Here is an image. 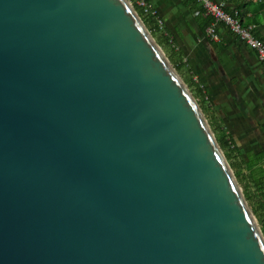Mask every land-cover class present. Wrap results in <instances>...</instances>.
<instances>
[{
    "label": "water",
    "instance_id": "water-1",
    "mask_svg": "<svg viewBox=\"0 0 264 264\" xmlns=\"http://www.w3.org/2000/svg\"><path fill=\"white\" fill-rule=\"evenodd\" d=\"M0 264H264L202 108L129 0H0Z\"/></svg>",
    "mask_w": 264,
    "mask_h": 264
},
{
    "label": "crops",
    "instance_id": "crops-1",
    "mask_svg": "<svg viewBox=\"0 0 264 264\" xmlns=\"http://www.w3.org/2000/svg\"><path fill=\"white\" fill-rule=\"evenodd\" d=\"M147 1L173 43L165 48L168 57L178 64L181 56L182 75L207 95L209 121L225 129L243 155L263 154L264 66L256 54L223 25L220 41L213 42L207 35L212 19L196 0ZM229 6L240 9L243 24L254 25L264 42V0H232Z\"/></svg>",
    "mask_w": 264,
    "mask_h": 264
},
{
    "label": "trees",
    "instance_id": "trees-1",
    "mask_svg": "<svg viewBox=\"0 0 264 264\" xmlns=\"http://www.w3.org/2000/svg\"><path fill=\"white\" fill-rule=\"evenodd\" d=\"M134 7L153 37H155V34L160 35L159 40H157L159 45L161 47H172L173 43L170 41L169 36L164 34L163 30H160L157 20L152 16L145 15L139 7ZM168 58L176 68L177 72L182 76L181 64L183 63V59L181 56L179 58L178 64H175L171 57ZM185 83L188 85L191 91L194 90L192 91L194 92V97L197 99L203 112L205 113L208 111V109L205 107V103L208 101L206 100L207 95L203 93V90L200 88V86L197 85L193 80L185 81ZM209 124L212 127L214 133L221 136L220 138H217V141L227 160L229 161L239 184L243 188V193L247 202L249 203L250 207L253 208L255 215L256 212L259 213L260 230L264 235V153L255 156L251 155V157L243 155L236 146L232 136L224 132L225 129L221 128L215 123H212L211 121H209Z\"/></svg>",
    "mask_w": 264,
    "mask_h": 264
},
{
    "label": "built area",
    "instance_id": "built-area-1",
    "mask_svg": "<svg viewBox=\"0 0 264 264\" xmlns=\"http://www.w3.org/2000/svg\"><path fill=\"white\" fill-rule=\"evenodd\" d=\"M196 1L202 5L206 16L212 19L211 24L207 27V35L213 42L220 41L217 28L223 25L251 49L264 66V42L255 34L254 25L246 26L243 24L240 9L229 8L232 0ZM130 2L133 6L139 7L145 15L154 17L157 20L160 30H164L163 22L158 18L156 12L147 0H131Z\"/></svg>",
    "mask_w": 264,
    "mask_h": 264
},
{
    "label": "rangeland",
    "instance_id": "rangeland-1",
    "mask_svg": "<svg viewBox=\"0 0 264 264\" xmlns=\"http://www.w3.org/2000/svg\"><path fill=\"white\" fill-rule=\"evenodd\" d=\"M159 34H155V40L157 41V40H159ZM158 43V42H157ZM159 44V43H158ZM161 47V46H160ZM162 48V50L164 51V53L166 54V56L168 57V51L166 52V50H165V46H162L161 47ZM174 66V65H173ZM176 69V68H175ZM180 75V74H179ZM181 76V75H180ZM181 78L183 79V81L185 82V81H187L185 78H184V76L182 75L181 76ZM188 86V85H187ZM190 91H191V89H190ZM192 91H194V90H192ZM191 91V92H192ZM192 94L194 95V92H192ZM197 100V99H196ZM198 102V101H197ZM205 114V117H206V119H207V121L209 122V120H210V117H209V115H208V113L207 112H205L204 113ZM211 129H212V127H211ZM213 130V129H212ZM213 133H214V131H213ZM215 134V133H214ZM215 137H216V139L217 138H220L221 136L220 135H217V134H215ZM229 162V161H228ZM230 164V163H229ZM231 166V165H230ZM241 188H242V186H241ZM242 190H243V188H242ZM250 206V205H249ZM251 208V207H250ZM251 210H252V212H253V208H251ZM254 210H255V207H254ZM253 214L255 215V213L253 212ZM255 217H256V219H257V222H258V224H259V220H260V217H259V213H257L256 212V215H255ZM259 226H260V224H259ZM264 236V235H263Z\"/></svg>",
    "mask_w": 264,
    "mask_h": 264
}]
</instances>
